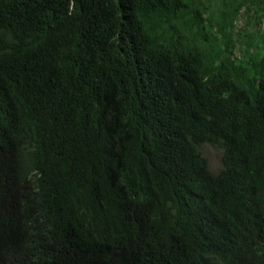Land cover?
I'll use <instances>...</instances> for the list:
<instances>
[{
  "label": "trees",
  "instance_id": "obj_1",
  "mask_svg": "<svg viewBox=\"0 0 264 264\" xmlns=\"http://www.w3.org/2000/svg\"><path fill=\"white\" fill-rule=\"evenodd\" d=\"M0 264H264V0H0Z\"/></svg>",
  "mask_w": 264,
  "mask_h": 264
},
{
  "label": "rangeland",
  "instance_id": "obj_2",
  "mask_svg": "<svg viewBox=\"0 0 264 264\" xmlns=\"http://www.w3.org/2000/svg\"><path fill=\"white\" fill-rule=\"evenodd\" d=\"M221 149L217 148L212 145H206L205 146V153L208 155L211 159V162L214 167H218L220 165L221 161Z\"/></svg>",
  "mask_w": 264,
  "mask_h": 264
}]
</instances>
